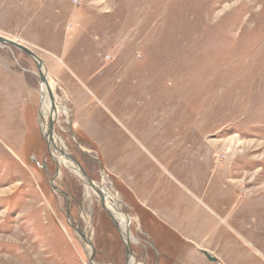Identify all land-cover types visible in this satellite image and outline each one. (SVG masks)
Masks as SVG:
<instances>
[{"label": "rangeland", "instance_id": "rangeland-1", "mask_svg": "<svg viewBox=\"0 0 264 264\" xmlns=\"http://www.w3.org/2000/svg\"><path fill=\"white\" fill-rule=\"evenodd\" d=\"M0 36L41 59L60 149L132 218L137 264H264V0H0ZM41 85L0 44V264H89L88 243L125 264L119 223L50 154ZM126 188L191 246L155 254Z\"/></svg>", "mask_w": 264, "mask_h": 264}, {"label": "bare ground", "instance_id": "bare-ground-1", "mask_svg": "<svg viewBox=\"0 0 264 264\" xmlns=\"http://www.w3.org/2000/svg\"><path fill=\"white\" fill-rule=\"evenodd\" d=\"M41 71L45 75L47 83L41 85L42 97H41V103H40V119H41L40 124H41V129L43 131V134L48 142V148L50 150V154L53 160L58 165L65 166L68 169H70L72 173L78 176L85 183V187H86L85 194L88 199L91 196H95L99 202L101 201L100 197L103 199L105 208L112 215L113 219L119 223V230H120V235L122 237V240L126 244H131V241H135V237L129 231V225L132 222V218L121 212L119 205H117V202L115 201L116 198L114 199L115 196L109 193L110 191L106 193L104 187L101 186L100 184L93 183L94 187H92L89 183H87L86 179L81 175L82 173H80L76 165H74V163L70 159L66 158L63 155L65 153H62L60 149V145L58 144L55 132L52 133V140H50V137L48 136V121L49 120L54 121V114H56L57 112L59 113V111L63 108L59 109L58 103L54 99V110L52 111V105H51V101H50V98L48 95V89H47L49 88L51 91L52 84L44 68H41ZM85 241L88 242V239L86 237H85ZM88 244L90 245V243ZM86 249L88 251V254L90 255V252H91L90 246L87 245ZM128 260H129L128 264H137V261L134 259L133 255H130Z\"/></svg>", "mask_w": 264, "mask_h": 264}, {"label": "water", "instance_id": "water-1", "mask_svg": "<svg viewBox=\"0 0 264 264\" xmlns=\"http://www.w3.org/2000/svg\"><path fill=\"white\" fill-rule=\"evenodd\" d=\"M0 44L14 47V48L24 52L26 55H28L34 61L35 65H36V68L38 70L39 80H40L41 84H46L47 83L46 77L41 71V68H44L41 59L34 52H32L28 47L20 44L19 42L15 41V40H12V39H9V38L3 37V36H0ZM47 89H48V95H49V98H50V101H51V105H52V110H54V97H53L52 91H50L49 88H47ZM53 122H54L53 120H49L48 121V136L50 137V140H52V133H53V130H54L53 129ZM43 137H44L45 141L47 142V140H46L44 135H43ZM47 145H48V142H47ZM63 155L66 158L70 159L74 163V165H76V167L78 168L80 173H82L81 175L86 179L87 183H89L92 187H94V184H93L92 180L86 175V173L80 167V165L77 163V161L75 159L71 158V157H68L65 154H63ZM57 172H58V169H56V173ZM100 199H101V201H100L101 207L106 211V213L109 215L110 219L115 223V220L113 219L112 215L105 208L104 203H103V199L101 197H100ZM79 235L85 241V236L82 233H80ZM124 245H125V260H126L125 264H128V258H129L130 255H132V250H131L129 244H126L124 242ZM90 247L92 248L91 244H90ZM203 254L207 257V259L215 260V258L211 257L208 253H206L204 251H203ZM92 260H93V249H91V253L89 255L88 261L91 264H95Z\"/></svg>", "mask_w": 264, "mask_h": 264}, {"label": "crops", "instance_id": "crops-1", "mask_svg": "<svg viewBox=\"0 0 264 264\" xmlns=\"http://www.w3.org/2000/svg\"><path fill=\"white\" fill-rule=\"evenodd\" d=\"M127 191L131 194L132 197V203H130L129 205L134 209L135 207V214L138 218V221L140 223V225L142 226V228L144 229V231L146 233H148L149 235H151V239L153 241V243L155 244V248H154V253L157 254L159 257H164V255H168L170 256L168 253V250L165 249L166 245H167V237L174 239V240H178V242L183 243L184 246H191V244H187L186 241L176 232H174L172 229H170L166 224H164L163 222H161L160 220H155V222H152L150 225H148V222L146 220V209L144 206L140 205L137 203L138 206H135V201L134 198L132 196V191H130V189L126 188ZM146 229V230H145ZM163 235V236H162ZM194 246V245H192ZM196 246H201V245H196ZM167 252V253H166ZM165 260L168 262V258L164 257Z\"/></svg>", "mask_w": 264, "mask_h": 264}]
</instances>
